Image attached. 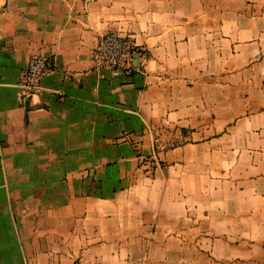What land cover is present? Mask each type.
Listing matches in <instances>:
<instances>
[{"label": "crops", "instance_id": "crops-1", "mask_svg": "<svg viewBox=\"0 0 264 264\" xmlns=\"http://www.w3.org/2000/svg\"><path fill=\"white\" fill-rule=\"evenodd\" d=\"M78 258L264 264V0H0V264Z\"/></svg>", "mask_w": 264, "mask_h": 264}, {"label": "built area", "instance_id": "built-area-1", "mask_svg": "<svg viewBox=\"0 0 264 264\" xmlns=\"http://www.w3.org/2000/svg\"><path fill=\"white\" fill-rule=\"evenodd\" d=\"M136 38L120 29H109L97 40L91 49V59L96 68H106L113 74L132 76L140 67L134 63V53L139 52ZM50 61L46 55L34 54L27 62L18 97L20 100L43 91L42 78L50 71ZM72 264H86L76 259Z\"/></svg>", "mask_w": 264, "mask_h": 264}]
</instances>
